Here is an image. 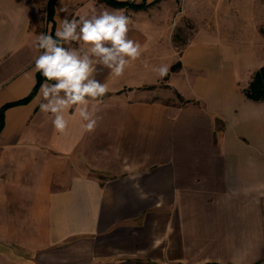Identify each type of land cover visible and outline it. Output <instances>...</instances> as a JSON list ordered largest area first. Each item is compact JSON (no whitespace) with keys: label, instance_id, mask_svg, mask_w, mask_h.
Masks as SVG:
<instances>
[{"label":"crops","instance_id":"0c3cea01","mask_svg":"<svg viewBox=\"0 0 264 264\" xmlns=\"http://www.w3.org/2000/svg\"><path fill=\"white\" fill-rule=\"evenodd\" d=\"M117 1L144 6L55 0L52 30L47 0H0V110L31 92L33 41L65 16L122 10L142 46L122 77L97 76L109 92L94 132L54 130L45 81L5 107L0 264H264V99L244 93L264 18L234 33L219 9L204 21L205 0Z\"/></svg>","mask_w":264,"mask_h":264},{"label":"clouds","instance_id":"9594fccd","mask_svg":"<svg viewBox=\"0 0 264 264\" xmlns=\"http://www.w3.org/2000/svg\"><path fill=\"white\" fill-rule=\"evenodd\" d=\"M66 11V9H63ZM131 21L122 10L80 16L79 20L62 19L55 31L40 33L33 41L36 72L44 77L39 104L43 113L51 114L57 133L68 129L69 120L76 119L83 133L94 132L98 126V102L107 95L109 87L97 76L104 69L112 77L120 78L126 68L142 55V46L128 37ZM86 47L68 48L71 42ZM163 79L170 66L153 67Z\"/></svg>","mask_w":264,"mask_h":264},{"label":"rangeland","instance_id":"374dc122","mask_svg":"<svg viewBox=\"0 0 264 264\" xmlns=\"http://www.w3.org/2000/svg\"><path fill=\"white\" fill-rule=\"evenodd\" d=\"M229 5L230 7H228ZM194 6L196 4L189 3L186 5L185 3L184 7L188 12H196ZM202 7L204 21L208 20L211 22L210 25L214 26L213 16L216 14L215 11L219 9L222 29L234 33H237L238 29L244 30V27L250 22H258L259 18H264V0H205L202 2ZM197 10L199 14L201 8L199 7ZM261 32H264V27L261 28Z\"/></svg>","mask_w":264,"mask_h":264},{"label":"trees","instance_id":"16d2710c","mask_svg":"<svg viewBox=\"0 0 264 264\" xmlns=\"http://www.w3.org/2000/svg\"><path fill=\"white\" fill-rule=\"evenodd\" d=\"M101 1H105L106 3L113 5V6H117V7H123V6H129L132 8H140L142 6H144L143 4H133V3H127V2H120L117 0H101ZM54 2L55 0H47L46 3V8H45V20L47 23H51L52 25V30L54 27ZM52 35H53V31H52ZM54 37V35H53ZM175 66H173L171 68V70H174ZM44 81V77L41 75V73L37 72V77H36V84L33 87V89L31 90V92L24 97L23 99H20L14 103L11 104H15V103H25L28 102L36 93L39 85L41 84V82ZM245 95L252 100H262L264 99V66L260 67L253 75L247 89H245L244 91ZM5 105L4 107L1 108L0 110V129L3 125V112L5 107L11 105Z\"/></svg>","mask_w":264,"mask_h":264}]
</instances>
